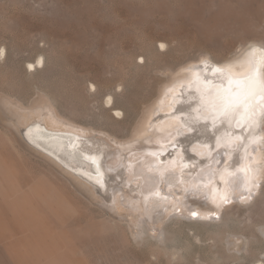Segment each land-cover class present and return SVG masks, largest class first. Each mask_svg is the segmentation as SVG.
Returning <instances> with one entry per match:
<instances>
[{
  "label": "rangeland",
  "instance_id": "obj_1",
  "mask_svg": "<svg viewBox=\"0 0 264 264\" xmlns=\"http://www.w3.org/2000/svg\"><path fill=\"white\" fill-rule=\"evenodd\" d=\"M254 40L264 42V0H0V103L8 98L4 109L13 116L43 97L75 125L122 143L170 68L205 54L231 57ZM41 57L35 70L29 63ZM109 95L122 116L111 110ZM1 110L0 264H254L264 258L258 225L264 177L249 204H226L236 206L228 211L242 221L235 245L234 237L222 242L214 233L223 228L224 209L209 220L190 215L211 207L194 195L161 226H171L167 238L151 231L155 219L141 221L139 228L150 231L138 236L116 206L114 212L98 203L102 195L91 184L29 146ZM185 156H175L180 167L190 163Z\"/></svg>",
  "mask_w": 264,
  "mask_h": 264
},
{
  "label": "bare ground",
  "instance_id": "obj_2",
  "mask_svg": "<svg viewBox=\"0 0 264 264\" xmlns=\"http://www.w3.org/2000/svg\"><path fill=\"white\" fill-rule=\"evenodd\" d=\"M161 44L166 45L163 41ZM205 55L195 62L170 68L171 74L160 84L152 103L143 108L130 138L122 143L113 140L117 145L87 127L75 125L76 121L57 110L56 103L43 97L33 99L26 109L21 108L22 112L12 110L13 116L4 109L8 98L0 103V108L29 146L44 152L67 171L91 184L102 195L98 203L110 211L116 206L119 218L127 220L138 236L149 234L151 229L162 230L167 238L171 226L163 229L161 226L169 217L177 215L178 204H186L185 197L194 195L205 197L211 206L205 211L197 209L200 217H209L205 220L224 209L223 228L217 227L214 233L222 242L234 237L235 245L242 240L237 237L241 232L236 228L242 221L228 211L236 206H227L220 197L227 191L231 201L249 204L251 200L240 201L241 195H247L245 189L252 182L258 185L251 199L262 190L264 96L257 95L248 112L241 110L232 118L215 110L216 97L238 100L252 81L264 83V42L254 40L231 57ZM29 64L37 70L44 64V58ZM109 98L111 110L122 116L124 111L116 104L114 96L109 95ZM111 115L116 118L113 112ZM189 127L197 131L189 132ZM180 147L183 150H179ZM192 148L198 153L192 152ZM180 151L186 155L185 160L190 161L187 166H179ZM77 189L92 198L93 195L83 188ZM118 202L127 208L125 214L119 213ZM150 219H155L157 224L149 223ZM141 221L149 223L151 228H139ZM258 225L264 226V223ZM165 248L177 252L176 247ZM232 257L239 255L234 253ZM254 264H264V258L255 257Z\"/></svg>",
  "mask_w": 264,
  "mask_h": 264
},
{
  "label": "snow or ice",
  "instance_id": "obj_3",
  "mask_svg": "<svg viewBox=\"0 0 264 264\" xmlns=\"http://www.w3.org/2000/svg\"><path fill=\"white\" fill-rule=\"evenodd\" d=\"M161 48L164 47L163 44L160 45ZM2 51V50H0ZM255 51V50H253ZM229 85H231V81H229ZM239 95V93H237ZM257 95L264 96V83H258L256 81H252L248 87L246 92L241 96L238 100L227 99L224 96L218 95L216 97L217 107L215 110H218L219 114L226 115L228 118H232L234 115H237L243 110L244 112H248L249 108L252 107L253 101L255 100ZM110 101V98H109ZM189 132H195L197 129L195 127H189ZM217 146L219 145V140L216 141ZM258 187L254 182L248 186L245 191L247 195H241L240 201L244 202L245 200H251L252 195L254 194V189ZM222 203H231V199L227 191L220 197ZM214 214V213H213ZM192 217H197L199 214L196 211H192L190 213ZM207 219L209 217H201Z\"/></svg>",
  "mask_w": 264,
  "mask_h": 264
}]
</instances>
